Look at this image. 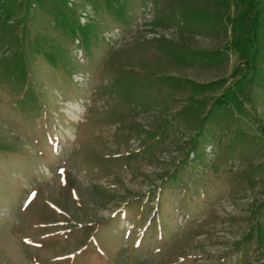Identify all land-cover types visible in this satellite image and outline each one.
<instances>
[{
  "label": "rangeland",
  "instance_id": "obj_1",
  "mask_svg": "<svg viewBox=\"0 0 264 264\" xmlns=\"http://www.w3.org/2000/svg\"><path fill=\"white\" fill-rule=\"evenodd\" d=\"M0 264H264V0H0Z\"/></svg>",
  "mask_w": 264,
  "mask_h": 264
}]
</instances>
